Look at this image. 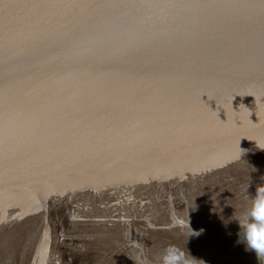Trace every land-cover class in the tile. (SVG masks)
I'll list each match as a JSON object with an SVG mask.
<instances>
[{"label":"water","instance_id":"1","mask_svg":"<svg viewBox=\"0 0 264 264\" xmlns=\"http://www.w3.org/2000/svg\"><path fill=\"white\" fill-rule=\"evenodd\" d=\"M53 241L264 264V0H0V264Z\"/></svg>","mask_w":264,"mask_h":264},{"label":"bare ground","instance_id":"2","mask_svg":"<svg viewBox=\"0 0 264 264\" xmlns=\"http://www.w3.org/2000/svg\"><path fill=\"white\" fill-rule=\"evenodd\" d=\"M190 215H193V212H191V214L188 213V216H187L189 219H193L190 217ZM203 228H204L203 229L204 232L208 235V229H206L204 226H203ZM37 244L38 243H35V245H37ZM160 245H161V243H160V241H158L157 244L153 247V249L154 248L158 249V247H160ZM19 248H23V247H19ZM56 248H57V244L54 241L51 242L47 247H46V245H44L43 246V253H45V254L42 253V255H40L38 259H35L32 262V264H62L57 260L58 252H57ZM27 251L28 250H24V251H20L21 252L20 254L17 253V256L22 257V258L17 259L14 262L12 260L6 261V263L3 262V264H30L29 258L26 254ZM115 251H116V253L119 254V256H118L119 259L115 264H121V262L119 260H123V258H127L126 257L127 254L125 253V251L121 247L120 248L115 247ZM207 253L209 254V252H207ZM210 256H212V255H210Z\"/></svg>","mask_w":264,"mask_h":264},{"label":"rangeland","instance_id":"3","mask_svg":"<svg viewBox=\"0 0 264 264\" xmlns=\"http://www.w3.org/2000/svg\"><path fill=\"white\" fill-rule=\"evenodd\" d=\"M212 250H213V248H212ZM213 252H214V250H213ZM231 261H233V260H231Z\"/></svg>","mask_w":264,"mask_h":264}]
</instances>
